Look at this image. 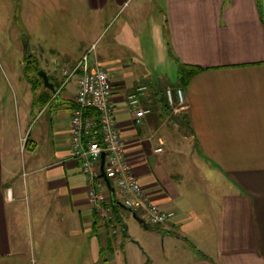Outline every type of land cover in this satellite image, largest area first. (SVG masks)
<instances>
[{
	"label": "crops",
	"instance_id": "crops-1",
	"mask_svg": "<svg viewBox=\"0 0 264 264\" xmlns=\"http://www.w3.org/2000/svg\"><path fill=\"white\" fill-rule=\"evenodd\" d=\"M9 1L34 97L19 129H31L20 169L0 71V264H124L139 224L149 231L139 240L149 264H264V0ZM92 48L90 64L104 66L114 84L142 188L175 212L159 228L126 209L113 185L119 201L108 204L114 219L102 225L71 155L78 87L68 75ZM182 66L202 71L182 87L177 119L187 132L178 140L165 123L173 111L166 90L169 74L181 82ZM32 67L52 73L56 98ZM142 84L153 112L135 125L127 97Z\"/></svg>",
	"mask_w": 264,
	"mask_h": 264
},
{
	"label": "built area",
	"instance_id": "built-area-1",
	"mask_svg": "<svg viewBox=\"0 0 264 264\" xmlns=\"http://www.w3.org/2000/svg\"><path fill=\"white\" fill-rule=\"evenodd\" d=\"M93 48L87 51L73 67L68 80L76 78L78 92L76 110L71 119L70 151L80 162L81 171L89 185V201L102 225L114 219L109 203L121 201L130 212L142 219L145 225L159 228L175 217V212L164 211L153 204L132 167L112 104L114 84L109 71L99 62L90 64ZM64 87V86H63ZM58 91L53 95L57 97ZM169 107L185 103L184 91L166 90ZM150 87L140 85L127 97V108L133 113L134 124L142 125L152 114ZM28 139H23L24 148ZM164 153L163 148L155 150ZM103 155L105 158L103 160ZM105 175V176H104ZM117 190V200L111 187ZM112 194V196H111Z\"/></svg>",
	"mask_w": 264,
	"mask_h": 264
},
{
	"label": "rangeland",
	"instance_id": "rangeland-1",
	"mask_svg": "<svg viewBox=\"0 0 264 264\" xmlns=\"http://www.w3.org/2000/svg\"><path fill=\"white\" fill-rule=\"evenodd\" d=\"M13 3L16 4V1H13ZM10 4L11 2L9 0H0V71L4 76H6L7 95L5 101L3 102V108L11 123L13 130L12 137H14L13 140L15 139V141H17V146L15 145L17 149V160L15 164L21 169L22 164L28 155V153H26V149L24 148L23 139L28 138L31 129L28 133L25 132L24 134L20 133L19 129L22 128V122L26 109L33 106L32 101L34 95L25 90L26 86L31 87L32 84H28L29 82L26 81V75L23 70V62L21 58L24 54V49H22L24 48V44H22L20 39L17 38V35H14L12 32V28L10 27L11 24H9L8 16L6 15V10H8L7 5ZM144 68L147 70V67ZM35 69L36 67H32L30 70L35 71ZM48 73L51 76L52 73ZM31 75L34 76V74ZM36 78L37 81L42 84L41 77L38 76V74L36 75ZM167 83L169 84L167 88L173 91L179 88L181 89L185 86L182 85V82H177L176 77H171L170 74ZM172 107L173 111L168 114L165 119V123L175 130L174 137L176 139L184 140L185 135L183 134V131L187 132V129L185 127H181V124L177 119L179 115L182 117V113H184L180 110L182 106L176 104ZM19 134H22V136L19 137ZM130 220L131 221L127 222L126 226H128V229L132 232L136 230V225L134 224V220ZM139 225L137 226L138 229L134 233L135 235L132 234L134 236L133 239H128L127 254L123 253L124 256L122 258L124 264H149L150 257L148 256L143 244L139 242V240L143 239L144 235L148 238L149 231H145L146 228ZM134 238L138 240H135Z\"/></svg>",
	"mask_w": 264,
	"mask_h": 264
},
{
	"label": "trees",
	"instance_id": "trees-1",
	"mask_svg": "<svg viewBox=\"0 0 264 264\" xmlns=\"http://www.w3.org/2000/svg\"><path fill=\"white\" fill-rule=\"evenodd\" d=\"M40 70L39 67H36L35 71H32L30 74H38V71ZM202 69L196 68V67H187L182 66L180 68V75H181V82L182 85L188 84V82L196 75L198 74ZM42 83L43 80L41 79ZM34 89H38L36 85L34 86Z\"/></svg>",
	"mask_w": 264,
	"mask_h": 264
},
{
	"label": "water",
	"instance_id": "water-1",
	"mask_svg": "<svg viewBox=\"0 0 264 264\" xmlns=\"http://www.w3.org/2000/svg\"><path fill=\"white\" fill-rule=\"evenodd\" d=\"M38 76H40L44 82V85L45 87L50 90L52 93H56V88H55V85L53 82L50 81V78H49V75L46 71L44 70H39L38 72ZM105 158V155H103V160ZM105 176V175H104ZM137 217V216H136ZM138 220H140L138 217H137Z\"/></svg>",
	"mask_w": 264,
	"mask_h": 264
}]
</instances>
